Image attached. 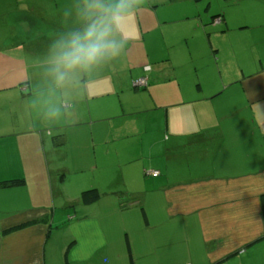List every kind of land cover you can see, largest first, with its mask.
<instances>
[{"label": "crops", "instance_id": "crops-1", "mask_svg": "<svg viewBox=\"0 0 264 264\" xmlns=\"http://www.w3.org/2000/svg\"><path fill=\"white\" fill-rule=\"evenodd\" d=\"M2 1L0 26L11 34L0 41V113L7 114L0 116V182L23 179L24 185L0 186V264H264V54L254 48L264 44V35L253 32L264 29V4L240 8L237 29L238 23L229 18L232 9L219 12L210 3L203 9L200 0L180 7L147 0L133 15L136 20L118 25L126 46L117 60L79 73L69 86L53 88L43 72L44 57L59 33L78 24L80 1L74 0L71 21L63 14L72 7L58 5L61 0L49 5L51 14L28 2L16 11L14 0ZM176 13L182 14L181 21L164 18ZM216 15L218 22L213 21ZM177 22L182 28H176ZM160 26L166 33L169 29L161 60L167 64L165 75L163 68L154 72L150 65L161 56L154 40ZM232 27L244 34L252 30L248 38L242 35L245 49L238 51L236 42H228ZM172 37L182 45L178 50L169 41ZM224 38L230 57H222ZM179 62L191 75H178ZM213 65L217 71H207L203 80L199 69ZM109 73L118 79L109 86L113 92L128 94L125 102L118 100L120 109L124 103H138L146 93L161 109L152 93L160 85L170 95L178 91L183 97L178 105H187L198 117L184 120L185 132L165 135L166 165L169 157L179 155L188 172L198 175L165 177L154 189L126 184L122 197L111 196L108 202L101 197L81 202L85 190L100 193L101 186L86 178L68 185L73 193L62 192L61 185L73 175L110 164L107 157L114 158L112 165L122 173L121 167H131L134 158L144 156L125 147L138 137L135 123L115 125L113 131L107 124L101 130L110 118V104L99 101L110 93L104 83ZM138 77L147 78L144 93L130 86ZM99 81L102 85L95 86ZM49 102L61 105L59 118L43 117L42 107ZM95 141L105 161L97 159ZM156 141L139 139L152 149ZM86 143L91 152L82 158ZM147 149L150 159L152 149ZM153 166L152 161L142 162L140 173ZM124 179L122 175L119 180ZM57 201L62 207H56Z\"/></svg>", "mask_w": 264, "mask_h": 264}, {"label": "rangeland", "instance_id": "rangeland-1", "mask_svg": "<svg viewBox=\"0 0 264 264\" xmlns=\"http://www.w3.org/2000/svg\"><path fill=\"white\" fill-rule=\"evenodd\" d=\"M10 1V0H9ZM56 2L58 0H55ZM62 2L58 3V5H66V6H70L72 7L71 10L66 11L63 14V18L66 21H71V15L73 14V8L76 5V2L74 3V0H61ZM80 1V0H79ZM188 0H152V2H158L159 5H161L162 3L168 4L173 2L174 6L179 5H186L184 2H187ZM6 1H2L0 2V6L1 8L2 5L5 4ZM21 2H28L31 4H34L36 7H45L48 14H51L49 11V5H55L54 4V0H14L13 1V7L15 8V10H19L21 8ZM46 3V5H44V3ZM65 2V4H64ZM200 5L203 7V9L210 3L212 9L219 11V12H227L230 11L229 13V18L230 21L233 22L232 24H235V22L238 23V21H236L237 18L242 17V10L240 8L247 6V7H256L259 5H263L264 1L263 0H200L199 2ZM144 4L147 5V0H138V6H143ZM32 9V8H31ZM38 9V8H37ZM162 13V12H161ZM24 17L27 14L26 12L23 14ZM232 15V16H231ZM249 14H246V16H248ZM13 19H15L17 16L21 17L22 14L20 13L19 15H12ZM31 16V15H30ZM53 16V15H52ZM164 18H171L173 16H175V19L177 21H181V17L182 14L181 13H176L175 14H166L164 15ZM29 18V16H26ZM163 17V15H162ZM161 17V18H162ZM33 18H36L33 17ZM132 21L136 20L133 19L132 17H129ZM185 18V17H183ZM1 22V20H0ZM17 21H14L15 24L18 25V23H16ZM240 22V21H239ZM127 25H130L129 23H127ZM176 28H182V23H176ZM241 24H237V29L239 28ZM237 29H235L234 27H232L229 30L228 33V38H229V34H230V38L228 40L232 41V42H236L235 45L238 49V51L242 48L245 49L246 43H247V39L248 38V32L252 31V30H248V32L245 33V30L241 29V32L238 31ZM12 32V31H11ZM163 32V33H162ZM243 32V33H242ZM253 32H257L258 34H262L264 35V29L263 30H253ZM167 33L169 34V29L167 31ZM166 33V27H158L157 32L154 34V36L156 35V39L154 38V40L156 41V43H158L157 45V49H159L161 56H158V61L157 63H150V65H154V69L153 71L156 72L157 70H160L161 68H163V75H165L166 71H167V64H165L164 60L165 59V51H166V41L168 40V34ZM251 33V32H250ZM10 32L9 29H5L3 28V26H0V41L6 37L10 38ZM245 36H242V35ZM255 34V33H254ZM18 37V36H16ZM20 38V37H18ZM173 41L175 46H173V48L175 50H178V48L180 46H182L180 43L179 45H177V38H170L169 41ZM223 41V42H222ZM221 42L223 43L221 45V53H222V57L223 56H229V53L226 51L225 47L227 46V40L226 38H224ZM264 42V41H263ZM209 47V46H208ZM255 51H259L262 54H264L262 51H264V44L262 46L260 45H256L255 47ZM258 54V53H256ZM230 57V56H229ZM209 62V56L206 58L205 63L207 64ZM177 70H178V75H182V71H187L188 67L186 64L179 62L177 65ZM215 65H213V69H209V67L205 70H201L199 69V73L200 76H203V80H205L206 76L208 75L209 70H213L214 72L217 71V67H215ZM231 66L230 64L228 65V70H230ZM129 69V68H128ZM224 70V68H222ZM143 70H144V66H143ZM145 70H147V68H145ZM144 70V71H145ZM110 71H114V70H110ZM208 71V72H207ZM109 72V71H108ZM189 75H191V73L188 72ZM128 75V73H127ZM136 79V78H135ZM153 79V78H152ZM151 79V81H153ZM134 80V79H133ZM131 80V84L130 86L132 87V89H134L135 87H133V83ZM163 81H165L162 78ZM118 79L116 77V74H112L109 73L107 80L104 81L105 84L108 85V89L110 88L109 86H111L114 82H117ZM159 81V80H158ZM152 84V83H150ZM166 84V82H165ZM163 84V85H165ZM96 85H102V82L99 81L97 83H95ZM161 88L159 87V89H157V91H154L152 94L158 104V107H162L161 109H157V107L155 108L154 103L151 101L150 102V98L148 96L142 95V97H139V102L138 103H134V105L132 106H128L125 103L123 104V109H120L119 107V101L118 100H124L125 102V98L128 96L127 93H121V91H116L113 92L114 89L110 88V93H106L101 97V101L104 105L106 104V102L108 104H110V118H107V122L104 123V125L102 126V129H106L107 124L110 125V131H113V127L115 125L118 124H123V123H135L136 125V129L139 130V134L138 137L136 138V141L134 143H132V140H130L128 143L125 145L126 148H131L129 149V151H137L138 154H143L144 156L142 158L136 157L134 158V164L131 167H121L123 168L122 173L119 171V168L115 165H112L114 163V158H112V156L107 157V160H109L108 162H110V164H108L106 167L105 166H100V167H92V171L89 170L86 173H84L82 176L80 175H73L71 178H69L65 185H61L62 188L65 190H63L62 192H64L65 194H69L70 192L73 193L72 189H70L68 187L69 184H73L74 182L77 181V178H80V180L82 178H86L89 181H92V184L95 185H99L100 187V197L106 200H103V202H108L112 197H122V193L124 194V185L126 184H130L131 186H140L142 188L144 187H152L153 188V184L164 180L165 177L166 178H174V176H196L198 175L197 172H193L192 170L190 172H188V168L185 165V160L182 158H179L180 156L178 155L177 157L173 156V157H169V162H167L166 165V157H165V143L164 141L166 140L165 135L167 137H170V135L172 134H178L179 132L182 133L185 132V128L183 126V123L186 121L187 118L189 119H196L198 117V115H196L192 109H188L187 105L185 106L184 104L178 105L182 102L183 97H181L180 94H176L178 93V91H176L174 89V92L172 95H170V92H166L165 87L162 88V85H160ZM98 87V86H97ZM176 88V86H175ZM137 89V91L139 93H144L146 91V89L143 88H135ZM100 94V93H99ZM109 94V95H108ZM103 99V100H102ZM123 103V102H122ZM170 104H175V105H171ZM205 108V107H204ZM209 112L208 110H205V112ZM94 112H97L94 110ZM99 114H101V110L98 112ZM106 113V111L104 110V114ZM115 114H123L119 117H116ZM190 114L191 116L189 117ZM7 116L6 111L2 110V112L0 113L1 117ZM240 115H244V113H240ZM196 116V117H195ZM167 119L169 121V129H167ZM241 119V118H240ZM185 120V121H184ZM145 125V126H144ZM81 129H85V128H81ZM109 129V128H107ZM100 130V131H101ZM81 130H79L78 134L83 136L80 132ZM98 131V127H95V133H97ZM99 131V134H100ZM115 131V130H114ZM258 132H256L255 136H259V134H257ZM86 135L89 137L88 132H86ZM146 137L148 139H156V148L152 149L151 145L149 143H142L139 142V139L141 140H146ZM83 140H87V139H78V141H83ZM166 142V141H165ZM177 140H176V136L175 138L172 139V144H176ZM89 145L90 143H86L84 144V151L81 154V152H76V154H81L82 158H87V151L89 150ZM95 145L97 148V152L99 153L98 156L100 155L99 152V146H98V141H95ZM153 146V144H152ZM147 148L152 149V153H151V158L149 159L148 154L151 151L148 150ZM91 152V151H90ZM126 154V153H125ZM59 158V157H56ZM60 160L63 159V157L59 158ZM99 161H105V157H98L97 158ZM148 161H152L153 164L155 166L150 167V169H154V170H158V174L155 176V178H153L149 173H146L143 171H141L140 173V164L142 162H148ZM140 163V164H139ZM196 168V166H192L191 169ZM129 169V170H126ZM146 169H149L148 167H146ZM149 172V171H148ZM122 175H125L126 179H124L123 183L119 180L120 177ZM129 175V176H127ZM135 176H138V179H135ZM80 183V182H79ZM60 187V186H59ZM154 189V188H153ZM75 191V190H74ZM149 191V189H148ZM75 193V192H74ZM77 194V193H76ZM125 197V196H123ZM63 201V200H62ZM63 203H61L60 201L56 202V207H62ZM8 209V208H6ZM116 220V219H115Z\"/></svg>", "mask_w": 264, "mask_h": 264}, {"label": "clouds", "instance_id": "clouds-1", "mask_svg": "<svg viewBox=\"0 0 264 264\" xmlns=\"http://www.w3.org/2000/svg\"><path fill=\"white\" fill-rule=\"evenodd\" d=\"M137 10L138 0H80L78 24L59 33L44 57L43 72L50 86H69L79 73L117 60L126 46L118 25ZM61 114V105L55 102L42 107L46 119Z\"/></svg>", "mask_w": 264, "mask_h": 264}, {"label": "trees", "instance_id": "trees-1", "mask_svg": "<svg viewBox=\"0 0 264 264\" xmlns=\"http://www.w3.org/2000/svg\"><path fill=\"white\" fill-rule=\"evenodd\" d=\"M220 19H221L220 15H216L213 17L214 22H218ZM146 67H149V65H146ZM22 185H24L23 179H11V180H5V181L0 182L1 187H16V186H22ZM99 198H100V193L95 188L83 191L80 197L81 202L84 204L93 203L97 201ZM263 198H264V195H263Z\"/></svg>", "mask_w": 264, "mask_h": 264}, {"label": "built area", "instance_id": "built-area-1", "mask_svg": "<svg viewBox=\"0 0 264 264\" xmlns=\"http://www.w3.org/2000/svg\"><path fill=\"white\" fill-rule=\"evenodd\" d=\"M132 83H133V87H135V88H143V87L147 86L148 81H147L146 77H138V78L134 79L132 81ZM149 173L153 176H156L158 174V172L155 170L149 171Z\"/></svg>", "mask_w": 264, "mask_h": 264}]
</instances>
